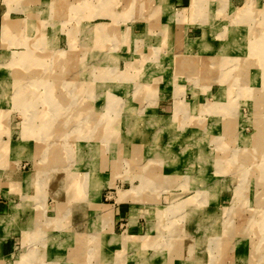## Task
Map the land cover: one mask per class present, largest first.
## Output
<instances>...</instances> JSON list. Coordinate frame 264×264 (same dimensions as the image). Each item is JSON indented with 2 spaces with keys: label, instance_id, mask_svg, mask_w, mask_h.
<instances>
[{
  "label": "rangeland",
  "instance_id": "1",
  "mask_svg": "<svg viewBox=\"0 0 264 264\" xmlns=\"http://www.w3.org/2000/svg\"><path fill=\"white\" fill-rule=\"evenodd\" d=\"M31 1H9V14L29 18ZM168 1L55 0L34 12L45 15L36 28L5 19L0 264H264V0ZM180 11L188 22L171 19ZM185 36L216 53H185ZM161 89L178 132L145 116ZM167 153L192 165L160 174ZM96 162L103 182L89 170ZM104 186L115 189H103L101 206L112 192L136 205L122 222L139 232L115 219L120 247L106 233L114 217L95 202ZM172 189L182 195L160 198Z\"/></svg>",
  "mask_w": 264,
  "mask_h": 264
},
{
  "label": "crops",
  "instance_id": "2",
  "mask_svg": "<svg viewBox=\"0 0 264 264\" xmlns=\"http://www.w3.org/2000/svg\"><path fill=\"white\" fill-rule=\"evenodd\" d=\"M9 1H11V0H6L5 1V5L7 6V10L2 14V13H0V17H2V21H1V36H2V38L0 39V41L4 44V43H8V42H5V40H4V34H3V29H4V22H5V19H9V20H11L12 22H15V25H17L18 23H19V21L21 22V24H25V23H28L29 21H32L31 23L35 26V28L37 27V25H38V23H40V21H42V20H44V19H42V18H44V16L45 15H40V16H38V17H35L36 16V14L34 13V12H36V11H38V9L40 8V7H42L43 5H47L48 6V8H49V5L51 6H54V1L55 0H33V1H31L30 3H25V2H22V3H24V5L27 7V11H30L31 10V6L30 5H32V2H33V4H37L38 5V8H37V10L36 11H34L33 9H32V14L31 15H29L30 17L29 18H27V19H24V18H19V19H14L9 13L13 10L10 6V2ZM141 1L142 0H137V3L139 4V5H141ZM188 0H179V2H183V3H185V2H187ZM172 0H169L168 1V3H170V4H172ZM21 3V4H22ZM2 4V3H1ZM28 4H30L29 6H27ZM169 4V6H171ZM59 4H57V6H58ZM143 5L145 6V3H143ZM33 6H35L36 7V5H33ZM102 7H104L103 6V1L101 2V5H100V7H99V10L98 11H95V13H96V15L97 16H105V12L107 11V9L106 8H102ZM49 11V10H48ZM42 13V12H41ZM198 13H199V11H198ZM38 14H40L39 12H38ZM98 14H100V15H98ZM200 14H202V15H204V16H206V14H204V13H200ZM106 15H108L109 16V14L107 13ZM171 16L172 15H174V18H171L172 20H175V21H179V22H184V21H186V22H188L189 20H190V18H187L186 16H183V11H180V12H173V13H171L170 14ZM209 14L207 13V16H208ZM49 18H51L52 19V15H51V12H49V14L47 15ZM145 16H148L146 13H145ZM122 18V17H121ZM135 19V18H134ZM149 19L150 18H145V19H143V20H148L149 21ZM205 19H206V17H205ZM205 19H203L202 21H204ZM22 20V21H21ZM201 21V22H202ZM151 24V27L153 26L154 28H155V26L154 25H152V23H150ZM183 27H185V33L187 32V28H188V25H183ZM26 28H27V24H26ZM35 28H31V29H28L27 30V32L24 30V33H22V35L23 36H29V35H31V36H35V34H34V31H35ZM148 29H150L149 28V26H148ZM19 30H21L20 28H15V30L14 31H12L13 32V34L11 35V37L12 38H16L17 36H18V34H21V32L19 31ZM18 31V32H17ZM53 36H55L56 38H57V36H59V34H57V35H53ZM183 36H184V33H183ZM52 37V36H51ZM186 37V36H185ZM187 38V37H186ZM188 40H190L192 43H190V45H188V46H186V47H182V48H180V49H182V50H184L185 51V53H189V54H191V55H194V54H198V52H200V53H206V54H211V53H216V52H213L214 51V49L215 48H213V46H212V44H210L209 42H207V44H205V42L203 41V40H201V39H194V41H192L193 39H189V38H187ZM199 42H198V41ZM201 40V41H200ZM204 40H206V39H204ZM198 43H200V44H204V46H205V48H204V50H203V48H199V46H198ZM4 46V45H3ZM192 46H194L193 47V49H190V47H192ZM207 46H208V48H207ZM7 47H8V44H7ZM176 48V47H175ZM197 51V52H196ZM22 71V72H21ZM23 72H24V70H23V68L22 69H17V71H16V76H18V75H20V76H22V78H23ZM34 86H36V87H39L38 85H33L32 87H34ZM31 87V90L33 89ZM167 89V88H166ZM162 90V89H161ZM34 91V90H33ZM167 92L168 91H165V90H162V91H160V95H161V99L157 102V104H156V108H157V110H156V108L155 109H153V110H150V111H148L149 113L148 114H146L145 116H148V117H151L152 119H154V121H155V124H154V126L156 125V124H158V126H160L161 128H165V130H167L168 129V127H170V126H172L171 127V129L173 128V131L175 132V130H181V128H180V126H176V125H174V123H172V116L174 115V113H175V109H169V106H168V104H166L165 102L167 101V99H166V94H167ZM33 93V92H32ZM33 94H38L36 91H34V93ZM193 94V93H192ZM195 94V93H194ZM193 94V96H196V95H194ZM174 99H175V94H174ZM151 114V116H149ZM152 114H155V116H152ZM185 115V114H184ZM196 116H198V115H196ZM155 117H159L158 119H160V120H158L157 118H155ZM163 121V123H161ZM176 123H178V122H176ZM150 124H151V122H150ZM174 126V127H173ZM176 128V129H175ZM170 128H169V131L171 130ZM178 130L176 131V132H178ZM203 130V129H202ZM201 130V131H202ZM163 131V130H162ZM159 133H161L160 131H159ZM172 134H173V132L171 133V137H172ZM154 138H155V136H154ZM174 140H176V138H174V136L170 139V143H173V141ZM188 140V139H187ZM154 144H156V143H154ZM185 144V143H184ZM186 145V144H185ZM169 145H167V146H165V147H161L160 149H161V151H164V149L163 148H167ZM82 148V147H81ZM151 147H149V149H150ZM186 148V147H185ZM185 148H182L183 150H186ZM163 149V150H162ZM9 152V151H8ZM8 152H7V154H8ZM207 152H209V151H202L201 153H203V154H207ZM164 153V152H163ZM200 153V154H201ZM161 154H162V152H161ZM202 154V155H203ZM188 155V154H187ZM4 156L5 157H7V155L6 154H4ZM165 155H162V157H164ZM200 156V155H199ZM182 157V155L181 154H179V153H176V154H174V153H167V155L165 156V160H168V164L167 165H162V169H161V173L160 174H164V175H175L177 178H179L180 177V173H179V165H183V164H185V165H187V160L190 162V164L193 162V159L191 158V156L190 157H183V158H181ZM199 157H197L195 160H197ZM192 162H191V161ZM208 162H204V163H202L203 164V166H205L203 169H202V171L205 173L206 172V169L208 168V166H210L211 164H213V163H211V161H213V159H210V156H208V160H207ZM3 162V161H2ZM197 162H199L198 160H197ZM192 165V164H191ZM170 166H174L175 167V170H169V171H167V170H165V167H170ZM91 167V169H89V170H92L93 171V173L95 174V179L96 180H98V181H100V182H103V172H102V169H99L100 168V165H98V163L96 162L93 166H90ZM99 167V168H98ZM187 168V167H186ZM163 169H164V171H167V172H163ZM187 172V171H186ZM189 172H190V170H189ZM115 177V175H113V186H114V179H116V178H114ZM192 177H195V179L194 180H197V185L195 186V187H193L195 190L196 189H198L199 188V186H198V184H199V182H200V180L199 179H196V178H198L197 176H192ZM184 180V179H183ZM183 180L181 181V182H183ZM180 182V183H181ZM180 183H179V185H180ZM160 185H161V183H159ZM113 186H104V187H102L101 188V196H100V199L98 200V201H95V202H98V203H100V200L102 201V198H103V189L105 188V187H110V188H114L115 189V187H113ZM182 189V188H181ZM184 190V189H183ZM175 191H179V190H175V189H172L171 190V192H169V193H164V194H162L161 196H160V198L161 197H163V196H170V195H173V196H175V194H177L178 196L179 195H182V193H174ZM112 193H114L113 194V197L111 198V203H108V204H106V203H103L102 202V206H101V203H100V205H99V211H101V212H103V213H105V212H111V214H112V217H114V225H113V233H110V232H106V233H109L108 235H109V240H108V242L109 243H111V244H116L117 246H121V245H119V241H113L114 240V237L113 236H115L114 234L116 233L115 232V219H117V223H119L120 224V227H122V228H127L123 233H126V232H131V233H135V231L137 232H139L140 231V228L138 227V229L136 228L137 227V221L134 223V224H131L130 222H131V217H129V219L127 220L128 222L127 223H123L122 221H124L125 220V218L126 217H128V216H130L131 215V213H132V211H136L135 209H133L132 207H134V206H136V205H132V206H130L129 205V201L128 202H117V197H118V192H117V197L115 198V192H112ZM217 195V197H218V199H219V196H223V195H220V192L219 193H217L216 194ZM192 196V195H191ZM225 196V195H224ZM137 198H139V197H137ZM129 200H131V202L132 203H135V201H136V199L134 198V199H129ZM218 204H219V201H218ZM217 204V205H218ZM98 209H96V212H98L97 211ZM129 211H131V213L129 212ZM117 216V217H116ZM118 235H120V236H125V234H118ZM131 235V236H130ZM138 235H140V234H138ZM142 236V235H141ZM127 237H137V235L136 234H129V236H127ZM104 242V241H103ZM108 243V244H109Z\"/></svg>",
  "mask_w": 264,
  "mask_h": 264
},
{
  "label": "bare ground",
  "instance_id": "3",
  "mask_svg": "<svg viewBox=\"0 0 264 264\" xmlns=\"http://www.w3.org/2000/svg\"><path fill=\"white\" fill-rule=\"evenodd\" d=\"M109 14H110V13H109ZM101 29H102V28H101ZM101 29H100V30H101ZM263 68H264V67H263ZM177 108H179V107H177ZM178 110H179V109H178ZM174 117H175V116H174ZM174 119H175V118H174ZM122 153H123V152H122ZM201 155H202V154H201Z\"/></svg>",
  "mask_w": 264,
  "mask_h": 264
}]
</instances>
